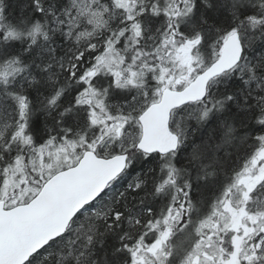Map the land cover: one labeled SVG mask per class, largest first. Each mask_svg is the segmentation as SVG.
I'll return each instance as SVG.
<instances>
[{"label": "snow or ice", "instance_id": "6c2138e0", "mask_svg": "<svg viewBox=\"0 0 264 264\" xmlns=\"http://www.w3.org/2000/svg\"><path fill=\"white\" fill-rule=\"evenodd\" d=\"M0 264H264V0H0Z\"/></svg>", "mask_w": 264, "mask_h": 264}]
</instances>
